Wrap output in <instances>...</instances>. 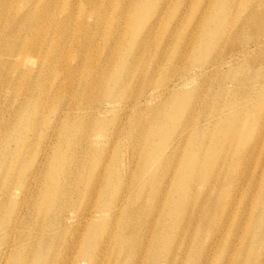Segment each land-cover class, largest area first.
<instances>
[{
  "label": "rangeland",
  "instance_id": "obj_1",
  "mask_svg": "<svg viewBox=\"0 0 264 264\" xmlns=\"http://www.w3.org/2000/svg\"><path fill=\"white\" fill-rule=\"evenodd\" d=\"M231 1H235L239 11L238 16L243 19L247 2ZM227 2L230 3V0ZM104 3L109 6L105 18L108 21L107 25H114L116 28L106 34L109 42L99 45L100 57L103 58L106 52L116 46L114 44L116 39L124 40L127 46L130 44L128 47L136 45V40L142 37L150 39L139 61V70L136 71H142L141 68L144 70L140 73L133 72L131 76H128L127 80L130 82L127 81L120 100H129L131 94L141 97L161 90L164 80L173 82L186 74L191 75L196 68L208 62L206 55H200L197 51L196 40L187 41L181 51L166 40L167 47L163 45L165 47L163 49L159 42L163 37H167L168 32L179 20L181 27L174 30V37L176 41L183 42L184 37L190 33L193 19L198 17L199 20L203 14H209L211 18L221 14L222 0H129L127 2L104 0ZM122 4L128 5L131 9L120 14L119 9ZM254 4L256 5L255 1ZM135 6L137 9L134 8ZM157 12H159L158 17L155 16ZM141 19V24L151 23V32H147L141 24L137 26V20ZM208 23L205 27L214 31V25H208ZM104 27L103 25V29ZM222 28V25L218 26V29ZM221 49H223L222 45H212L210 56L212 52L221 53ZM174 56H177V59H174ZM156 57H169L171 61H167V65L160 70L148 74L147 69ZM118 69V63L110 68L111 72H117ZM228 70L229 68L225 67L215 75L209 73L198 78L197 81L190 82L182 92H196L198 98H203L205 94H213L223 77L234 74L238 78L249 73L248 68H238L227 74ZM118 78V74H115L107 79V90ZM3 92L0 90L1 96H4ZM105 93L106 89L103 92L94 93L91 105L100 103ZM242 93L237 92L234 98L240 97ZM16 97L17 94L12 98V106L17 103ZM231 98H233L231 93L227 92L220 100L213 98L210 109L216 103L221 106L220 108L226 106ZM177 99L178 96H169L164 104L161 98L137 110L109 111L104 117L96 119L91 128L86 126L65 132L61 128L50 126L34 129V133H28V135L27 130L24 129L22 133L29 137L25 144L9 142L5 139L6 135L8 139V132L0 130V153H6V162L11 170L10 175L7 174L5 177L0 168V193L6 190L10 192L9 195H0V251L7 250L0 256V264H27L26 261L32 264L31 256L34 254L36 264H157L155 262L157 260L153 258L161 260L159 264H227L231 260V251L238 249L239 251L232 256V259L242 261L244 257L246 263L264 264V245L254 247L255 237L251 235L245 239L246 229L244 228L247 226L252 231H257L258 223H255L253 218L256 214L264 213V207L259 202L260 191L264 187V154L255 157L252 165L250 163L248 166L249 173L247 170V173L234 185L219 189L214 188L212 183L209 189L203 190L201 188L206 185L205 183L200 182V186L198 181L193 182L198 187L197 195L182 204L181 200L177 201V194L182 190L178 191L177 188L178 193L171 196L169 191L174 188L176 177L181 172L185 155L183 148H179L172 155L168 154L166 158L160 157L159 159L163 162L152 166L148 170L149 173H140L143 160L140 150L147 140L155 146L164 137L163 135L169 132L175 118L171 103L176 102ZM9 101L6 96L2 99L1 105ZM104 107H107L106 103ZM3 109L4 111L0 112V129L6 121L12 122L14 119L9 118L8 109L5 106ZM52 111H49L50 115ZM259 113L256 119L259 120V117L260 120L264 119V112ZM231 114L232 112L224 113V117ZM185 115L188 118L198 119V123L207 116L204 109L199 106L191 109L188 114L184 113V117ZM15 121L11 127L22 122V118L17 117ZM203 122L199 124L202 125ZM32 123L28 121L29 126H32ZM206 126L201 127L204 129ZM159 128L161 131L157 136ZM211 128L204 132L201 129L198 142L188 146L193 153L197 152V147L198 151L203 150L204 160L211 157L210 142L216 137L221 126L217 123ZM83 130L92 131L93 134L106 131L110 135L109 140L97 146L93 145L90 150L83 146L82 139L77 138L81 137L79 133L83 135ZM69 133H71L70 137ZM114 134L119 135L118 138H114ZM43 150L47 151L46 162L42 169L44 173H49L47 191L53 189L55 184L61 183V187L65 186V182L69 180L68 190L75 185L78 194L71 196L64 206V216L84 209L88 203L89 206L97 209L101 201L104 203L105 200L107 202L114 200L118 191L135 187L133 182L138 180L139 184L134 188L131 198V201L133 199L135 201L131 206L135 212L129 213L132 217V219L129 217L130 229L136 228L138 231L135 241L121 235L122 217L129 211L125 204L117 217L110 222L87 225L77 222L67 225L61 231L58 228L60 233L59 235L55 233V240L51 242L55 246L54 250L49 247L51 246L49 243L47 244L49 246L44 245L43 248L39 246L44 240L42 233L39 232V222L45 217L41 215L45 212L48 196L43 189H40L39 178L32 181V185L28 184V190L24 186H26V176L35 165L33 159L40 157ZM262 150L264 152V147ZM14 151L17 155H14ZM58 153L68 158L70 161L68 166L64 163L61 169H58L55 165V155ZM222 153H226L225 149L220 151L221 155ZM227 166L230 165L227 164ZM195 168L196 165H193L191 172L198 178L201 173ZM215 175L213 174L212 177H216ZM71 180L73 183L76 180L73 185ZM149 181L150 183L145 187L144 184ZM23 183V189H26L24 196L16 190ZM86 199H88L87 203ZM212 200H216L219 206H215ZM51 203H55L54 199ZM228 205H231L233 209L230 218L226 215ZM173 211H175L173 215H167L168 212ZM15 217L18 218V223L10 232L8 229L12 226ZM172 220H177L174 226ZM197 230L198 245L197 234L195 235ZM218 233L220 236L213 240L212 238H215ZM257 234L260 236L261 232ZM158 235H161L160 241ZM120 239H123V242ZM158 241L159 246L154 248L153 245ZM242 247L249 251L245 254L241 251ZM251 248L255 255L247 260V254ZM82 252H88L92 257L82 258ZM149 255L152 256L150 260Z\"/></svg>",
  "mask_w": 264,
  "mask_h": 264
},
{
  "label": "bare ground",
  "instance_id": "obj_2",
  "mask_svg": "<svg viewBox=\"0 0 264 264\" xmlns=\"http://www.w3.org/2000/svg\"><path fill=\"white\" fill-rule=\"evenodd\" d=\"M119 1L127 2L129 0ZM244 1L247 2V5L243 19L238 16L239 11L235 1L230 0L228 3L227 0H222L221 14L215 18H211L209 14H203L199 20L198 17L193 19L190 33L184 37L183 42L176 41L174 37V30L181 27L180 20L177 21L168 32L167 37L160 39V46L165 49L163 45H166V41H168V43L174 44V48L181 51L187 41L196 40L197 51L200 55H206L208 62L203 63L202 67L196 68L191 75L186 74L173 82L164 80L161 90L141 97L131 94L130 101H123L120 98L127 81H129L127 80L128 76H131L133 72L140 73L144 70L141 68L142 71H136L139 70V61L142 53L147 49L150 39L142 37L136 40V45L132 47H128L130 44L127 46L124 40L116 39L114 42L116 46L106 52L103 58L100 57L99 45L109 42L106 34L116 28L114 25H107L108 21L105 18L109 6L104 3V0H0V86H2L0 90L4 91V96L0 95V112L4 111L3 107L5 106L8 109L9 118H14L12 122L6 121L0 130L8 132V139L7 135L5 139L9 142L25 144L29 137L22 133L24 129L27 130L28 135V133H34V129L41 127L61 128L65 132H69L73 128L86 126L91 128L96 119L104 117L109 111L137 110L147 107L161 98L164 104L169 96H178L176 102L171 103L175 118L169 132L164 134V137L155 146H152V143L147 140L140 150V155L143 158L140 173H149L148 170L152 166L163 162L162 159H159L160 157L166 158L168 154L172 155L179 148H183L185 155L181 172L176 177L175 186L170 189L169 196L177 194L181 189V193L177 194V201L181 200V204L187 203L190 198L197 195L198 187L193 184L195 181H198V185L200 182L206 184L201 188L203 190L209 189L212 183L214 188L219 189L236 184L240 177L247 173L248 166L250 163L252 165L255 157L264 154L262 150L264 147V119L260 120V117L259 120L256 119L260 115V111L264 112V0ZM134 8L137 9V6ZM130 9L128 5L122 4L118 11L120 14H124L126 10ZM158 15L159 12L155 13L156 17ZM141 21L142 19L137 20V26L141 24ZM207 22H209L208 25H214V31L205 27ZM220 25L223 26L222 29H218ZM141 27L146 28L147 32L152 31L151 23L141 24ZM214 44L222 45L223 49H221V53L212 52L213 54L211 53L210 56V49ZM117 50L119 52H116ZM174 59H177V56H174ZM167 61H171L169 57H156L154 64L152 63L147 69V73L160 70L167 65ZM116 63L119 66L118 71L111 72L110 68L116 66ZM225 67L229 68L227 74L238 68H248L249 73L238 78L234 74L223 77L219 81L221 84L216 87L213 94H205L203 98H198L196 92H182L190 82L197 81L198 78L209 73L215 75ZM115 74H118L119 78L107 90L106 81ZM105 89L104 101L91 105L93 94L103 92ZM226 92L231 93V97H233L231 101L222 108L216 103L210 109L211 100L213 98H217L215 100L222 99ZM237 92L243 93L239 95L240 97L234 98ZM16 94L17 103L13 102L12 106V98ZM6 96L10 101L1 105L2 99ZM104 102L107 107H104ZM198 106L203 108L204 113L207 114L200 121H204L202 125H207L204 129L201 127V123H198V119L188 118L186 115L184 117V113L188 114L191 109ZM49 111H52L51 115ZM227 112H232V114L224 117V113ZM17 117L22 118V122L11 127ZM28 121L33 122L32 126L28 125ZM217 123L221 128L210 142L211 157L204 160L203 150L198 151L197 147V152L193 153L188 146L198 142L200 132L212 129V125ZM201 129L202 131H200ZM160 131L159 128L157 136ZM82 133L83 135L79 133L81 137L77 138L82 139L83 146L90 150L93 145L97 146L108 141L110 136L106 131H98L93 134L92 131L83 130ZM68 136L70 137L71 133ZM115 136L116 134H114V138H118L119 135ZM133 142L135 143V141ZM224 149L226 153L221 155L220 151L222 152ZM43 151L40 157L33 159L35 165L26 176V186L23 183L16 189L17 193H23L22 196H24L26 189H23V186L28 190V184L32 185V181L39 178L38 185L40 184V189H43L48 196L45 212L41 215V217L43 215L45 217L39 222V232L44 238L39 245L42 248L49 243L51 246H47L54 250L55 246L51 242L55 240V233L59 235V231L67 225L77 222L86 225L110 222L117 217L125 204L129 210L127 215L135 212L131 209L135 202L134 199L131 201V198L134 188L139 184L138 180L133 182L135 187L118 191L114 200L110 202L105 200L104 203L101 201L100 207L97 209L94 206H89L88 203L84 209L64 216V206L69 202L71 196L78 194L75 185L74 188L71 187L72 190H68L69 180L65 182V186L61 187V183L55 184L53 189L47 191L49 173L42 171L47 151ZM13 153L17 155V152ZM60 154L55 155V165L58 169H61L64 163L67 166L70 163L68 158ZM5 156V152L0 153V168L6 177L7 174L10 175L11 170ZM193 165H196L195 169L201 173L198 178L191 172ZM213 174H216V177L213 178ZM74 183L72 181V185ZM148 183L150 181L144 184L145 187ZM177 188L178 191H176ZM7 192L9 190L1 192L0 195H9L10 192ZM260 192L259 202L264 207V187ZM104 194H106L105 190ZM53 199L55 203H51ZM171 201L173 200L171 199ZM171 201L170 203H172ZM212 201L215 206H219L216 200ZM87 202L88 199H86ZM231 207V205L226 207L227 218L232 216L233 209ZM174 213L175 211L168 212L167 215L170 216ZM127 215L122 217L121 235L131 238L134 242L138 231L136 228L130 229L129 217L130 219L132 217ZM17 219L15 217L12 221V226L8 229L10 232L18 223ZM238 221L240 222L241 218ZM253 221L258 223V230L252 231L245 226V239L251 235L254 236V247H259L264 245V213L256 214ZM172 222L174 226L177 220H172ZM162 228L168 229L167 227ZM257 232H261V235L259 236ZM195 235L198 245V230ZM160 236L158 235V239ZM219 236L218 233L212 239L215 240ZM120 241L123 242V239ZM159 241L153 245L154 248L159 246ZM250 250L247 260L255 255L252 248ZM4 251L7 250H1L0 256L5 254ZM238 251L239 249L231 251V260L227 264H249L244 261V257H242V261L232 259V256ZM241 251L246 254L249 250L242 247ZM81 255L85 259L92 257L88 252H82ZM151 258L152 256L149 255V260ZM31 259L32 264H36L35 254L31 256ZM155 259L157 264L161 262V260L153 258V260ZM29 262L26 261L27 264Z\"/></svg>",
  "mask_w": 264,
  "mask_h": 264
}]
</instances>
